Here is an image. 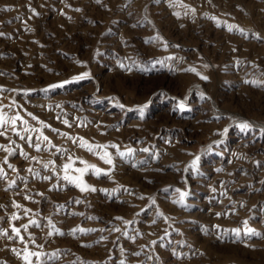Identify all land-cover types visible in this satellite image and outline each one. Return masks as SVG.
<instances>
[{
	"label": "rangeland",
	"instance_id": "rangeland-1",
	"mask_svg": "<svg viewBox=\"0 0 264 264\" xmlns=\"http://www.w3.org/2000/svg\"><path fill=\"white\" fill-rule=\"evenodd\" d=\"M0 33V264H264V0H0Z\"/></svg>",
	"mask_w": 264,
	"mask_h": 264
},
{
	"label": "snow or ice",
	"instance_id": "snow-or-ice-1",
	"mask_svg": "<svg viewBox=\"0 0 264 264\" xmlns=\"http://www.w3.org/2000/svg\"><path fill=\"white\" fill-rule=\"evenodd\" d=\"M98 2H99V0H98ZM33 11H34V10H33ZM77 11H79V9H77ZM193 11H195V10L193 9ZM229 30H231V26L229 27ZM240 31L243 32L244 30H243V29H240ZM0 35H2V33H0ZM190 70H191V71H195V69H190ZM197 74L199 75V73H197ZM87 76H88V73H83L80 77H77L76 79H83V78H86ZM201 78H202V79H205V80L208 79L206 76L201 77ZM2 90H3V89H0V91H2ZM179 107H180L181 109H183V107H184L183 103H181V104L179 105ZM29 115H31V114H29ZM33 118L35 119V117H33ZM21 119H22V118H21L19 115H16L15 117L10 118V122H11L12 125H15V124H16V121H17V120H21ZM8 123H9V119H6V118H5V114H0V128H3V126L6 125V124H8ZM25 123H26V121H25ZM65 123H67V121H65ZM240 127H241L242 129H247V128L251 127V125H250L248 122H244V123H242V124L240 125ZM0 135H5V132H4V131H0ZM43 139H44V140H47L48 138L45 136V137H43ZM81 146L87 147L89 151H92V147H91V146H88L87 143H86L85 141H83V138H81ZM3 147H4L3 145H0V148H3ZM36 147H37V151H39V146L37 145ZM112 147H116V145H112ZM145 151H147V149H145ZM121 155H123V154L121 153ZM105 157H107V159H105ZM101 159H105V163H107V164H109V165L112 164V160H111L110 156H108L107 153H105V156H104V157H101ZM197 159H198V158H197ZM5 162H7V161H5ZM82 163H85V164H86V162H83V161H82ZM195 163H196V161L194 160V161H193V165H195ZM8 166H9V167H12V165H8ZM45 167H47V165H45ZM70 167H71V165H69V164H66V165L64 166L65 170H67V169L70 168ZM89 168L94 169L95 174H96L97 176L101 175L102 172H103V170H101V169H99V168H95L94 165H87V164H86V167H85L84 169H75V171L79 172V173L81 174V177H82L83 174H84ZM0 172H2V169H0ZM104 174H107V173H104ZM64 178L67 179V180H69L70 182L77 183V186L80 187V190H81V191H87V190L95 191V190H96L95 188H91V189H90V186H88L87 184H85V183L82 181V179H81L80 177L72 178V177L66 175ZM45 179H47V177H45ZM183 195H184V194L181 195V199H183ZM160 215H162V213H161ZM218 215H219V214H218ZM13 219H14V220H15V219H18V217H17V216H13ZM117 219H122V218H119V217H118ZM30 223H35V222L32 221V222H30ZM245 223H247V222H245ZM23 227H24L25 229H27L28 226H27V225H24ZM12 231H13L18 237L20 236V229H19V228L13 227V228H12ZM81 231H83V230L81 229ZM233 231L236 232L237 234H239V230H233ZM248 232H253V234H256V233H254V230H252V229H248ZM6 234H7V233H5V235H6ZM51 234H52V233L50 232L49 235H51ZM257 235H258V234H257ZM20 239H21V241H23V237H20ZM33 243H34V241H33ZM153 243H155V242H153ZM38 247H40V246H38ZM18 255H19V253H18ZM40 255H41V254L38 253V252H28L27 250H25V254H24V257H23V259L25 260V264H32V261L29 259L30 256H35V257L39 258ZM53 255H55V254H53ZM137 255H139V253H137ZM121 264H123V262H121Z\"/></svg>",
	"mask_w": 264,
	"mask_h": 264
}]
</instances>
